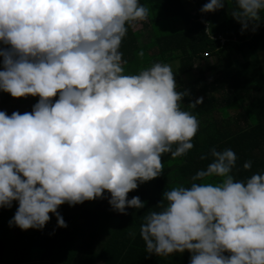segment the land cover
<instances>
[{
	"label": "clouds",
	"instance_id": "clouds-1",
	"mask_svg": "<svg viewBox=\"0 0 264 264\" xmlns=\"http://www.w3.org/2000/svg\"><path fill=\"white\" fill-rule=\"evenodd\" d=\"M226 5L241 33L264 23V0H209L200 11ZM150 11L140 0H0V90L40 97L30 112L0 110V207L18 202L10 226L43 229L51 213L67 227L61 205L105 198V190L114 210L142 209L146 202L128 193L161 174L163 154L194 147L200 122L181 108L190 93L177 90L171 65L125 73L122 42ZM209 156L189 186L164 191L159 210L144 215L147 252L187 250L190 264H264V172L236 179L232 148L200 158ZM213 177L222 179L202 182Z\"/></svg>",
	"mask_w": 264,
	"mask_h": 264
},
{
	"label": "trees",
	"instance_id": "trees-1",
	"mask_svg": "<svg viewBox=\"0 0 264 264\" xmlns=\"http://www.w3.org/2000/svg\"><path fill=\"white\" fill-rule=\"evenodd\" d=\"M140 2L150 6L144 27L150 30L152 37L150 41L139 43L144 28L133 30L129 26L121 45L124 59L127 60L125 73L136 74L142 70L140 66L152 60L176 63L177 90L186 89L190 93L183 97L180 106L194 114L200 122L199 130L193 137L194 147L180 157L163 154L161 174L149 181L138 182V187L128 193L129 199L139 196L146 202L142 209L127 207L126 213H117L109 204L111 194L105 190V198H97L92 208H86L85 201L82 206L61 205L58 211L67 222V227H58L56 216L50 213L52 218L43 229L24 230L10 226V219L5 215L8 208L0 207L1 232L4 229L13 231L11 238L0 234V261L5 256L9 262L26 263L37 253L39 259H48L50 264H81L73 259L78 248H85L86 245L89 250L91 241H108L103 246L106 256L103 264H190L191 253L187 250L167 256L147 252L140 235L144 215L159 210L157 205L164 191L181 184L189 186L192 176L211 161V156L207 160L200 157L203 153H209L212 147L218 150L230 147L236 152L238 159L233 170L236 179H246L255 172H264V71L260 62L257 59L247 60L231 68L217 65L218 73L214 78L209 79L205 71L199 70L197 76L183 82L179 76L190 75L196 68L195 60L199 56L222 53L224 47L239 50L245 42L237 39L240 36L238 32L213 26L212 21H209V30L215 38H209L202 22L198 21V13L186 9L181 0ZM154 22H159L157 29L161 28L162 32L154 28ZM221 38H224V42H221ZM0 93L6 98L12 97L3 90ZM199 97H203V103L191 107L190 103ZM39 99V96L31 95L17 97L18 103H32L31 111ZM249 160L252 167L245 169L243 165ZM211 179L219 181L222 178H205L202 182ZM15 205L14 202L13 207ZM109 218L112 220L109 227L103 229L99 226L101 219ZM95 222L99 226L97 231ZM6 251L9 256L5 255Z\"/></svg>",
	"mask_w": 264,
	"mask_h": 264
},
{
	"label": "crops",
	"instance_id": "crops-1",
	"mask_svg": "<svg viewBox=\"0 0 264 264\" xmlns=\"http://www.w3.org/2000/svg\"><path fill=\"white\" fill-rule=\"evenodd\" d=\"M181 1L184 7L193 13H198L204 4L209 2V0ZM228 2L229 5H232L235 3V0H228ZM228 11L230 12V9L228 10L226 5L224 9H220L215 12L205 13V18H207L208 21H212L213 26L218 25L224 27V29L229 32H238V35L240 36L239 38L237 37V39H239V41L243 40L245 44L239 50L224 47L222 53L207 54L201 57L199 56L195 60L199 63V65L195 64V67H197L199 70L205 71V73H207L212 68L213 76L211 78H214L218 73V69H216L217 65H221V68H231L243 61L257 59L260 62L262 70L264 71V23H262L258 30L255 32L247 30L241 33L240 23H238L234 18H232L229 15ZM262 15H264V13H262ZM144 26L143 28L145 29ZM144 31L146 33H142L139 38H141L142 35H145L147 37V41H150L152 37L150 30L145 29ZM17 204L18 202L16 203V205ZM110 221L112 222V220ZM106 242L108 241H91L90 244L92 245V247L89 250H87L88 248L86 245L85 248H78L77 252L75 253V257L73 256V259H75L76 262L81 264H103L104 259L106 257L103 252V246ZM76 245H78V243H76ZM0 264H50V261L48 259H39L37 253H34L32 260L26 263L9 262L8 257H3L0 261Z\"/></svg>",
	"mask_w": 264,
	"mask_h": 264
},
{
	"label": "rangeland",
	"instance_id": "rangeland-1",
	"mask_svg": "<svg viewBox=\"0 0 264 264\" xmlns=\"http://www.w3.org/2000/svg\"><path fill=\"white\" fill-rule=\"evenodd\" d=\"M153 14H151V16H152ZM158 23L159 22H154V28L155 29H157V27L159 26L158 25ZM145 24H147V20L146 21H143V22H138V23H135L134 24V26H132V28L133 29H136V30H141L142 28L141 27H143ZM140 28V29H139ZM145 29H143V34L144 33H146L145 31H144ZM158 31H160V32H162V30H161V28L160 29H157ZM138 41H139V43H144L145 41H147V37L145 36V35H142V37L141 38H139L138 39ZM0 47H5V45H3L2 43H0ZM150 52H154L153 50H151ZM0 62H1V64H0V66H1V68L0 69H2L3 68V57L2 56H0ZM156 62H159V61H157V60H152L151 62H149V63H147L146 65H143V66H140V69H144V68H148V67H151L154 63H156ZM169 65H171V67H172V69H173V71L176 73V63H168ZM196 65H199V63L198 62H196ZM199 74V69L196 67L195 69H194V71H192L191 73H190V75L189 74H185V75H181V76H179L182 80H183V82H188V81H190V79L191 78H194L195 76H197ZM208 74V75H207ZM213 74V69L211 68L207 73H206V75H207V77L209 78V79H212L211 77L213 76L212 75ZM176 81H177V79H176ZM2 90H0V92H1ZM3 97H5V96H3L2 95V93H0V110H3V111H7V113L9 114V115H11V113L13 112V111H20L21 113H24V112H30L31 111V108H30V106H31V104L32 103H18V101H17V97H10V98H6L5 97V99H4V101H1V99L3 98ZM40 98V97H39ZM56 99H58V96L57 97H55ZM4 103V104H3ZM18 104V105H17ZM15 106H17V107H15ZM232 113V112H231ZM208 182H217V180H215V179H211V180H209ZM95 200H97V199H94V200H86L85 202H84V205L86 206V208H92V207H94V204H95ZM15 203H17V202H15ZM14 204V203H13ZM79 205H83L82 203H79ZM17 208H18V206H12L11 208H8L7 209V211H5V215H6V217L8 218V219H11L13 216H14V214H15V212H16V210H17ZM117 213H120L119 211H117ZM1 217H0V221H1ZM5 223V222H4ZM109 224H110V218L109 219H104V220H100L99 221V226L101 227H103V229L106 227V226H108L109 227ZM99 226H98V224L95 222V230L97 231V230H99ZM1 228V227H0ZM2 229V228H1ZM1 229H0V234H3V235H6V238H7V236H8V238H11L12 236H13V231H9L8 229H4L3 230V233L1 232ZM108 236V235H107ZM5 255H7V256H9V253L6 251L5 252ZM5 257V256H4Z\"/></svg>",
	"mask_w": 264,
	"mask_h": 264
},
{
	"label": "built area",
	"instance_id": "built-area-1",
	"mask_svg": "<svg viewBox=\"0 0 264 264\" xmlns=\"http://www.w3.org/2000/svg\"><path fill=\"white\" fill-rule=\"evenodd\" d=\"M198 21L202 22L203 26L205 27V32L209 36V38L214 39L213 33L210 28L209 21L205 18V13H202L201 11L198 12ZM221 42H224V38H221Z\"/></svg>",
	"mask_w": 264,
	"mask_h": 264
}]
</instances>
